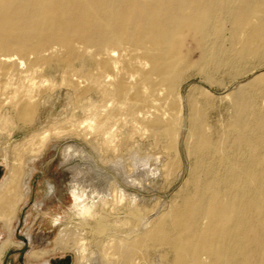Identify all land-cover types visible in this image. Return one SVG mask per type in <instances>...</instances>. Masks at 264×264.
<instances>
[{
	"label": "bare ground",
	"instance_id": "6f19581e",
	"mask_svg": "<svg viewBox=\"0 0 264 264\" xmlns=\"http://www.w3.org/2000/svg\"><path fill=\"white\" fill-rule=\"evenodd\" d=\"M218 75L236 86L213 126L210 91L183 85ZM14 130L26 132L7 144ZM68 137L93 153L61 150L85 166L53 248L29 260L74 249L76 264H264V0H0V260L20 246L33 163ZM151 179L182 182L148 208L137 189Z\"/></svg>",
	"mask_w": 264,
	"mask_h": 264
},
{
	"label": "rangeland",
	"instance_id": "374dc122",
	"mask_svg": "<svg viewBox=\"0 0 264 264\" xmlns=\"http://www.w3.org/2000/svg\"><path fill=\"white\" fill-rule=\"evenodd\" d=\"M197 55L198 51L196 49H193L191 52L192 58L195 59ZM260 71H263V69H261ZM225 76L226 75H218L217 78L219 79V83L215 86H208L207 84L201 82L200 79L197 77L192 78L183 85L184 94L190 84H196L198 85V87H202L200 89L203 90V87H205L210 91L208 92V98L212 100L213 108L210 109L209 120L213 126L217 124L216 108H221L223 114L222 119H224V121L230 115V112H228L226 108L228 102L225 98V94L231 91L236 86V83H233L234 85L230 84L227 88H224V84L228 81L227 77ZM250 77L251 76L243 78L240 82L242 83ZM59 105L60 104L56 101L54 106H48L42 112L41 119H46L51 111L53 113L57 112V110L61 108V106ZM45 113L47 114L45 115ZM25 132L26 130H14L12 132L11 138L8 139L7 144H11L14 141L20 139ZM70 144L74 145L80 153H93L90 147L84 145L81 140L76 139L74 137H71V139L70 137L65 139L59 138L57 141H52L48 145L47 149L42 154V156H40L35 161L36 164L35 162L33 163L34 169L28 183L30 187V192L27 197V202L21 209H19L17 213L18 217L14 223L13 239L17 242H20L21 245L14 246L8 249L4 254L5 256L7 255V257L9 258L15 259L20 253L24 257L25 262L28 263L33 262L32 260H28L27 257L29 251H31L32 249L40 250L53 248L54 241L60 229V227H56L52 224L53 217L56 215L64 216L67 214V211L71 204L69 194L70 192L68 190L72 181V176L74 174L73 171L74 169H81L85 166L83 164L81 156L78 153H75L73 156V153L71 152L69 155L70 157L68 156L67 160H64L65 157L63 151L61 150H63L65 146ZM1 159L2 157L0 156V165H2L3 168V175L6 171V166L4 161ZM89 162H92V159H89ZM181 182L182 179H178L170 187V189H168V191L164 192L161 189V187H163V181L159 179L154 182L153 179H151V181L147 182L145 186H143L142 188H138L137 190L140 194V197H142L145 206L150 208L155 204L156 200H158L161 204L168 203L171 200L173 194L181 185ZM49 184L55 185L54 191L52 193L49 192ZM97 185H99V187L103 186L100 183H98ZM37 206H40L38 211H36ZM27 230H29V232L31 233V240H29L26 236ZM4 237L5 232L1 231L0 239H3ZM64 255H70L73 264L77 263V253L74 249L56 250L47 255L45 258L49 259L50 257ZM35 262H43V260Z\"/></svg>",
	"mask_w": 264,
	"mask_h": 264
},
{
	"label": "flooded vegetation",
	"instance_id": "af4514ba",
	"mask_svg": "<svg viewBox=\"0 0 264 264\" xmlns=\"http://www.w3.org/2000/svg\"><path fill=\"white\" fill-rule=\"evenodd\" d=\"M2 172H3V168H2V165H0V183H1L2 179L4 178V175H5L6 171H5V173L3 175H2ZM29 192H30V187H29ZM25 202H27V199L25 200ZM25 202L23 203V205L19 209H21L26 204ZM18 211H17V213H18ZM17 217H16V219H17ZM12 239H13V235H12ZM0 241H1V239H0ZM13 241H15V240L13 239ZM15 242H17V241H15ZM18 243H20V242H18ZM20 245H21V243H20ZM32 250H34V249H32ZM31 251H29V253ZM29 253H28V255H29ZM0 264H73V262H72V258H71L70 255H64V256L50 257L49 259L43 260V262H35V261H33V262L26 263L25 260H24V257L19 253L18 256L15 259L9 258V257H7V255L6 256L3 255L1 260H0Z\"/></svg>",
	"mask_w": 264,
	"mask_h": 264
}]
</instances>
